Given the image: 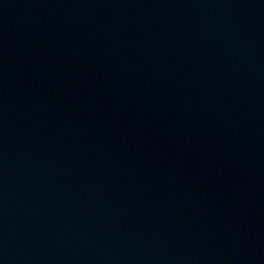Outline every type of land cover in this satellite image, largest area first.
<instances>
[{"label":"water","instance_id":"95a60500","mask_svg":"<svg viewBox=\"0 0 264 264\" xmlns=\"http://www.w3.org/2000/svg\"><path fill=\"white\" fill-rule=\"evenodd\" d=\"M264 70V0H198Z\"/></svg>","mask_w":264,"mask_h":264}]
</instances>
